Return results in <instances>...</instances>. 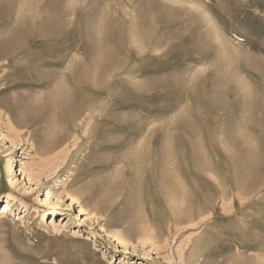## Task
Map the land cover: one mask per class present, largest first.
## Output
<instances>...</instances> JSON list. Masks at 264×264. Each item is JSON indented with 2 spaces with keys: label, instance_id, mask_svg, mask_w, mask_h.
<instances>
[{
  "label": "rangeland",
  "instance_id": "rangeland-1",
  "mask_svg": "<svg viewBox=\"0 0 264 264\" xmlns=\"http://www.w3.org/2000/svg\"><path fill=\"white\" fill-rule=\"evenodd\" d=\"M0 47V264H264V0H0Z\"/></svg>",
  "mask_w": 264,
  "mask_h": 264
},
{
  "label": "bare ground",
  "instance_id": "bare-ground-1",
  "mask_svg": "<svg viewBox=\"0 0 264 264\" xmlns=\"http://www.w3.org/2000/svg\"><path fill=\"white\" fill-rule=\"evenodd\" d=\"M20 4H21V3H20ZM20 4H19V5H20ZM4 5H5V4H4ZM12 7H13V6H12ZM13 8H15V7H13ZM23 9H24V8H23ZM37 9H38V8H37ZM15 10H16V9H15ZM20 10H21V9H20ZM24 10H25V9H24ZM3 11H4V10H3ZM41 12H42V11H41ZM16 13H17V12H16ZM31 13H32V12H31ZM31 13H30V14H31ZM42 13H43V12H42ZM17 15H18V14H17ZM40 15H41V14H40ZM12 16H13V15H12ZM28 16H29V15H28ZM32 17H33V16H32ZM13 19H14V18H13ZM29 19H30V18H29ZM29 19H27V20H29ZM29 22H31V21H29ZM18 23H19V22H18ZM33 24H34V23H33ZM15 26H16V25H15ZM30 28H31V27H30ZM30 28H29V29H30ZM23 29L27 30V28H23ZM8 30H9V29H8ZM25 30H23V31H25ZM20 31H21V29H20ZM20 31H19V32H20ZM15 32H18V30H17V31L15 30ZM26 32H27V31H26ZM28 32H29V31H28ZM12 33H13V32H12ZM21 33H22V32H21ZM31 33H32V32H31ZM10 34H11V33H10ZM25 34H26V33H25ZM52 34H53V33H52ZM12 35H13V34H12ZM17 36H18V35H17ZM20 36H21V35H20ZM24 36H25V35H24ZM26 36H27V35H26ZM6 37H8V36H6ZM10 37H11V36H10ZM18 37H19V36H18ZM8 38H9V37H8ZM21 38H22V36H21ZM9 39H10V38H9ZM4 40H5V39H4ZM13 40H14V39H13ZM20 40H21V39H20ZM14 41H15V40H14ZM18 41H19V40H17L16 42H18ZM24 41H25V40H24ZM3 42H4V41H3ZM11 43H13V41H12ZM8 44H9V42H8ZM14 44H15V43H14ZM1 45H2V44H1ZM3 45H4V44H3ZM3 45H2V46H3ZM17 45H19V44L17 43ZM15 46H16V45H15ZM19 46H20V45H19ZM0 48H1V47H0ZM7 49H8V48H7ZM11 49H12V48H10V50H11ZM14 49H15V48H13V51H14ZM7 51H8V50H7ZM11 52H12V51H11ZM1 53H2V52H1ZM1 53H0V54H1ZM3 55H4V54H3ZM3 57H4V56H3ZM0 60H1V59H0ZM107 60H108V59H107ZM70 63H71V62H70ZM89 63H90V62H89ZM110 63H111V62H110ZM44 64H45V63H44ZM91 64H92V63H91ZM96 64H98V62H97V63H94V66H95ZM100 64H101V63H100ZM100 64H99V65H100ZM65 65H66V64H65ZM86 65H87V64H86ZM92 65H93V64H92ZM99 65H98V66H99ZM90 66H91V65H90ZM104 66H105V65H104ZM70 67H71V65H70ZM76 67H77V66H76ZM86 67H87V66H86ZM96 67H97V65H96ZM96 67H95V68H96ZM45 68H46V67H45ZM47 68H48V67H47ZM89 68H90V67H89ZM93 68H94V67H93ZM97 68H98V67H97ZM86 69H87V68H86ZM98 69H99V68H98ZM46 70H48V69H46ZM63 70H64V69H63ZM93 70H94V69H93ZM102 70H103V69H102ZM102 70H101V71H102ZM38 71H39V70H38ZM65 71H66V70H65ZM90 71H91V70H90ZM99 71H100V70H99ZM41 72H42V71H41ZM46 72H47V71H44L43 73H46ZM67 72H68V71H67ZM95 72H96V71H95ZM38 73H40V72H38ZM43 73H42V75H43ZM47 73H48V72H47ZM49 73H50V72H49ZM87 73H88V72H87ZM87 73H86V74H87ZM101 74H102V73H101ZM48 75H49V74H48ZM48 75H46V76H47V79H48ZM97 75H99V74H97ZM46 76H45V77H46ZM60 76H61V75H60ZM85 77H86V76H85ZM87 77H89V76H87ZM91 77H94V76H91ZM91 77H90V78H91ZM104 78H105V77H104ZM64 79H65V78H64ZM42 80H43V79H42ZM73 80H74V79H73ZM48 81H50V80L48 79ZM52 81H53V79H52ZM99 81H100V80H99ZM42 82H43V81H42ZM58 82H59V81H58ZM45 83H46V82H45ZM59 85H60V84H59ZM60 87H61V86H60ZM66 87H68V86H66ZM61 89H62V88H61ZM68 90H69V89H68ZM68 90H67V91H68ZM60 94H61V93H60ZM64 97H65V96H64ZM51 98H52V97H51ZM53 98H54V97H53ZM65 99H66V98H65ZM57 100H58V99H57ZM11 103H12V102H11ZM24 105H25V104H24ZM88 105H89V103H88ZM76 106H78V105H76ZM87 107H89V106H87ZM24 108H25V107H24ZM26 108H27V107H26ZM26 108H25V109H26ZM78 108H79V107H78ZM31 109H32V108H31ZM34 109H35V108H34ZM79 109H80V108H79ZM27 110H28V109H27ZM36 110H37V109H36ZM40 111H41V110H40ZM72 111H73V110H72ZM75 111H76V110H75ZM79 111H80V110H79ZM85 111H86V110H85ZM30 112H31V111H30ZM36 112H37V111H36ZM95 112H96V111H95ZM24 113H25V112H24ZM27 113H28V112H27ZM31 113H32V112H31ZM37 113H40V112H37ZM79 114H80V113H79ZM22 115H23V114H22ZM28 115H29V114H28ZM85 115H86V114H85ZM24 117H25V115H24ZM19 118H21V117H19ZM31 118H32V117H31ZM25 119H27V118H25ZM32 120H33V119H32ZM87 120H88V119H87ZM20 124H21V123H20ZM22 124H24V123H22ZM46 134H47V133H46ZM19 143H20V142H19ZM45 144H46V143H45ZM43 147H44V146H43ZM49 147H50V146H49ZM176 157H177V156H176ZM178 158H179V157H178ZM174 160H175V159H174ZM252 162H253V161H252ZM252 162H251V163H252ZM155 163H156V162H155ZM251 163H250V164H251ZM253 164H255V162H254ZM159 165H160V164H159ZM163 165L166 166V164H163ZM163 165L160 166V169L164 167ZM162 166H163V167H162ZM199 166H200V165H199ZM251 166H252V165H251ZM254 166H256V165H254ZM248 167H249V166H248ZM11 168H12V169H11V175L14 176V177H16L17 174H18L17 171H16V168H14L13 166H12ZM166 168H167V167H166ZM201 168H202V167H201ZM164 169H165V168H164ZM248 169H249V168H248ZM248 169H247V175L249 174L248 172H250V171H251L252 169H254V168L252 167L250 170H248ZM137 170H138V169H137ZM162 170H163V169H162ZM162 170H160V171H162ZM167 170H168V169H167ZM203 172H204V171H203ZM163 173H164V172H163ZM244 174H246V172H245ZM161 175H163V174H161ZM143 176H144V175H143ZM164 176H165V175H164ZM164 176H163V177L160 176L161 179L158 177V175H157L156 177H158V179L162 180V178L165 179ZM167 177H168V176H167ZM249 177H250V176H249ZM249 177H247V178L249 179ZM164 179H163V181H164ZM167 181H168V180H167ZM245 181H246V179H245ZM247 181H249V180H247ZM247 181H246V182H247ZM160 182H162V181H160ZM170 182H171V181H169V184H168L169 187H170V185L172 184V183L170 184ZM163 183H164V182H162L161 184H163ZM165 183H167V182H165ZM161 184L159 185L160 187H161ZM166 185H167V184H166ZM163 186H164V185H163ZM166 187H167V186H166ZM172 187H173V186H172ZM175 187H176V186H175ZM161 189H162V188H161ZM170 189L172 190V188H170ZM173 189H174V187H173ZM168 190H169V188H168ZM199 190H200V189H199ZM161 191H162V190H161ZM172 192H173V191H172ZM174 192H176V191H174ZM184 192H185V191H184ZM188 192H189V189H188ZM164 193H165V192H164ZM171 194H173V195L175 196L176 201H177V197H176V196H178V195H177L176 193H175L176 195H175L174 193H171ZM178 194H179V193H178ZM181 194H182V193H181ZM201 194H202V193H201ZM162 195H163V194H162ZM188 195H189V194H188ZM203 195H204V194H203ZM10 196H11V195L8 194V195H7V199H9ZM165 197H166V196H165ZM165 197H164V198H165ZM187 197H188V196H186V198H187ZM180 198H181V196H180ZM188 198H189V197H188ZM107 201H108V200H107ZM107 201H106V202H107ZM103 202H104V201H103ZM108 202H109V201H108ZM169 202H170V201H169ZM172 202H173V201H172ZM189 202H190V200H189ZM189 202H188V204H189ZM99 203H100V202H99ZM104 204H105V203H104ZM108 204H109V203H108ZM193 205H194V204H193ZM103 206H104V205H103ZM191 206H192V205H191ZM197 206H198V205H197ZM195 207H196V206H195ZM195 207H194V208H195ZM198 207H199V206H198ZM198 207H196V210H197ZM1 208H2V209H1ZM103 208H104V207H103ZM0 209H1V211H0V219H1V217L5 216L7 212L11 211V202L7 201L6 203H4L3 205L0 206ZM104 209H106V208H104ZM172 209H173V211L175 210L174 208H172ZM199 209H200V208H198V210H199ZM187 210H189V209H187ZM191 210H192V209H191ZM198 210H197V211H198ZM99 211H100V210H99ZM81 212H82V211H81ZM174 213H175V212H173V214H174ZM189 213H190V212H189ZM177 214H179V213L174 214V216L177 215ZM182 214H183V213H182ZM197 214H198V213H197ZM200 214H201V213H200ZM200 214H199V215H200ZM153 215H154V214H153ZM179 215H181V214H179ZM199 215H198V216H199ZM6 216H7V215H6ZM16 216H18V217H17V220H21V219L24 218V215H23L22 213H19V214H17ZM177 216H178V215H177ZM181 216H182V215H181ZM186 216H187V215H186ZM196 216H197V215H195V217H196ZM183 217H184V216H183ZM190 217H191V215H190ZM175 218H176V217H175ZM188 218H189V217H188ZM188 218H187V220H188ZM190 219H192V218H189V220H190ZM177 220H180V218L177 219ZM182 220H183V218H182ZM196 220H197V219H196ZM180 221H181V220H180ZM132 229H133V228H132ZM132 229H131V230H132ZM135 229H136V228H135ZM135 229H134V230H135ZM131 230H130V232H131ZM132 231H133V230H132ZM135 231H136V230H135ZM140 231H141V230H140ZM130 234H135V233H130Z\"/></svg>",
  "mask_w": 264,
  "mask_h": 264
}]
</instances>
